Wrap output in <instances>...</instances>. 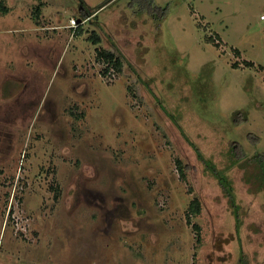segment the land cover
<instances>
[{"label": "rangeland", "instance_id": "obj_1", "mask_svg": "<svg viewBox=\"0 0 264 264\" xmlns=\"http://www.w3.org/2000/svg\"><path fill=\"white\" fill-rule=\"evenodd\" d=\"M155 1L0 0V264H264V0Z\"/></svg>", "mask_w": 264, "mask_h": 264}, {"label": "trees", "instance_id": "obj_2", "mask_svg": "<svg viewBox=\"0 0 264 264\" xmlns=\"http://www.w3.org/2000/svg\"><path fill=\"white\" fill-rule=\"evenodd\" d=\"M149 2L145 3L146 8H147V6L150 7L149 9H146V10L148 13H152V12H150V10L152 11L153 9H156L159 6L157 5L155 0H149ZM91 37H92V40L94 43H96V44L100 43L101 36L99 34L93 33ZM97 58H98V61H100L104 64L106 74L109 72L111 73V70L119 73L123 69V61H122L121 57L116 52H114L113 50L97 47ZM233 141L234 140H232V142ZM235 143H236V145L240 144L238 141H236ZM190 144L193 145L198 158L204 163L205 169L210 171L212 173V175L214 177H216L219 185L221 186V189L223 187V190L225 191L226 195L229 197V199L232 203V206L235 208V214L237 217V221H239V213H238L239 212V206H237V204H236V195H235L234 190H233L232 180H230L227 173L223 169H219L210 158L206 157L203 154V152L196 145L192 144L191 142H190ZM231 151H232L233 155L236 153L238 154V151L235 149L231 150ZM257 157L258 156L256 155L255 156L256 160H257ZM178 167L181 171V174H183V176L185 177L186 176L185 169H184L183 162H181V160L178 161ZM260 172L263 173V170ZM201 211H202V203H201L200 198L198 196H196L190 203V208H189L188 213L191 217V215L200 214ZM194 225H195L196 230L198 232H200L201 226L196 222L194 223ZM194 264H198V263L194 262ZM240 264H243L242 258L240 260Z\"/></svg>", "mask_w": 264, "mask_h": 264}]
</instances>
